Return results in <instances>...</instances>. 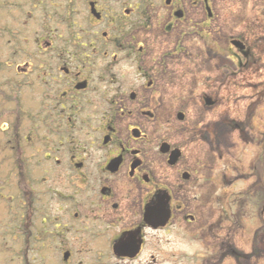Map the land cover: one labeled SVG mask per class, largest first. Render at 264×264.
Listing matches in <instances>:
<instances>
[{
    "label": "flooded vegetation",
    "instance_id": "flooded-vegetation-1",
    "mask_svg": "<svg viewBox=\"0 0 264 264\" xmlns=\"http://www.w3.org/2000/svg\"><path fill=\"white\" fill-rule=\"evenodd\" d=\"M229 5L0 0V264H248L251 197L225 188L264 164L219 138L264 136V85L246 121L223 98L264 75V36Z\"/></svg>",
    "mask_w": 264,
    "mask_h": 264
},
{
    "label": "rangeland",
    "instance_id": "rangeland-1",
    "mask_svg": "<svg viewBox=\"0 0 264 264\" xmlns=\"http://www.w3.org/2000/svg\"><path fill=\"white\" fill-rule=\"evenodd\" d=\"M230 1L231 0H220L221 16L227 14V12L229 11ZM237 1L241 7H245V9H242L241 11H245V16L247 17L246 19L247 29H250V33L247 32V36H254L256 38L257 37L259 38L260 36H264V0H237ZM236 10L239 11L238 8H236ZM232 27H237V26L228 23H220L218 27L215 26L212 29L210 28L206 33L207 36H214L216 34L214 32L215 29H218L219 36H230L231 34L236 33V31L231 30ZM242 27H243V23H241V25L238 26V28L240 29ZM241 34L244 35L243 32ZM223 40L224 41L221 42L222 43L221 45L225 44L226 41L225 38H223ZM193 50L197 51L196 48H194ZM255 50L256 48L252 49V56L254 55V57L258 58L259 53H256ZM195 61L196 60H193V62ZM259 63H262V66L264 67V53H262L261 61H259ZM250 77L251 79H249L248 81L244 79L243 80L235 79L234 82L233 81L230 82V86L228 85L229 87H232L233 84L238 85V82L241 83V86L237 87L235 90L233 89L231 96L226 94V96L223 97L226 100L230 99L231 103L228 105L229 108H227V105L225 106L226 102H224V107L222 108L235 110L236 111L235 117L237 121L240 122L246 121L247 119H249L250 116L249 113L250 101L247 100L248 98H250L252 93L255 92L251 90L250 86H252V84H257V86L259 84L264 85V75L256 74V75H250ZM243 87H245L246 89H243ZM226 88L228 87H223V89ZM221 92L223 94V91ZM214 93H215L214 91L212 92L210 91L208 97L214 98L213 96ZM263 98H264V94H263ZM260 114L264 124V110ZM257 116L256 118H260V116L258 117ZM256 118L255 121L253 122V125L256 126V128L253 127L252 129L253 132L259 130V126L257 123L259 119L256 120ZM246 128L248 129V127ZM261 130L264 131V127L261 128ZM235 137H237V134L235 135ZM235 137L233 138L232 136H228V137L219 138L221 143L220 144L221 149L223 152L225 151L223 158L219 160L220 163H223L226 160L225 158L228 157V154H226V152L230 151L231 153L230 152L229 153L232 155V159H235L234 162L241 169L243 167L241 165L244 164L249 165L248 163L251 162L254 164V167H257V165L259 166L261 162H263L264 164V136L257 137L256 139H254V137L250 135L249 137H245L242 140H239ZM259 141H261L260 145H258ZM257 155L258 156L260 155L259 160L257 159ZM258 168L260 167H257V170ZM246 169H248V167ZM262 171L264 173V170ZM252 175L253 177H251V179H249V176H246L250 181L244 179L241 183L237 185L235 184L234 186L226 187L225 190H227L229 194L234 195L233 198H241L242 195H244L243 198H246L247 192L252 198V199L249 198L248 200L249 201L248 210H250L251 212L250 214L251 227L250 229L247 227L245 233L242 230L236 232V238H235L236 245L235 244L234 245L237 252V257L240 258L244 257L243 253L247 252L249 253V257H250L248 264H264V210H263L264 189L257 186V182L255 180L258 177L257 176L255 177L254 173ZM219 188H220L219 193H222L223 188L222 187ZM242 203H243V199H241L238 202L239 205ZM247 214L249 216L248 212ZM242 262H244V260H242ZM242 262L241 264H244Z\"/></svg>",
    "mask_w": 264,
    "mask_h": 264
}]
</instances>
